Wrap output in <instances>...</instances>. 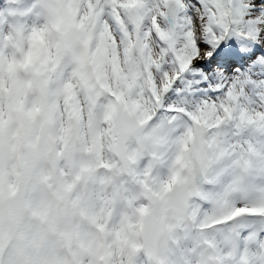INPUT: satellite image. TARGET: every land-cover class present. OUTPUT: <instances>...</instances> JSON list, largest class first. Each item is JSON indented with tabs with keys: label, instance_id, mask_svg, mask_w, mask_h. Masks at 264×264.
<instances>
[{
	"label": "snow or ice",
	"instance_id": "1",
	"mask_svg": "<svg viewBox=\"0 0 264 264\" xmlns=\"http://www.w3.org/2000/svg\"><path fill=\"white\" fill-rule=\"evenodd\" d=\"M0 264H264V0H0Z\"/></svg>",
	"mask_w": 264,
	"mask_h": 264
}]
</instances>
